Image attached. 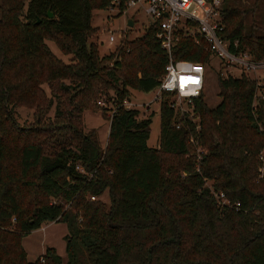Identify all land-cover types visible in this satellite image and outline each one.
I'll use <instances>...</instances> for the list:
<instances>
[{
	"label": "trees",
	"instance_id": "trees-1",
	"mask_svg": "<svg viewBox=\"0 0 264 264\" xmlns=\"http://www.w3.org/2000/svg\"><path fill=\"white\" fill-rule=\"evenodd\" d=\"M109 3L0 0V67L14 62L29 67L39 60L48 65L45 80L70 82L62 88L66 102L54 106L51 128L18 145L17 128L5 110L14 97L10 87L0 86V264H264V99L253 105L254 81L217 72L220 100L209 107L202 95L194 99L190 112L197 124L177 122L172 104L162 99L157 146L148 147L153 112L138 119L137 110L125 109L121 101L128 99V88L154 93L167 54L149 22L140 37L120 39L119 59L99 57L87 41L94 31L91 12ZM219 15L220 37L264 60L261 2L223 0ZM177 35L174 60L204 65L215 60L197 35ZM44 38L62 51L65 44L73 62L57 61ZM110 94L117 101L101 148L94 131H81L80 115ZM39 133L44 138L35 140ZM189 139L205 151L198 160ZM163 156L176 161L163 166ZM31 189L35 200L24 203ZM105 191L107 205L97 199ZM219 193L228 205L216 201ZM45 222L65 225V262L53 248L44 250L42 263L26 260L21 239ZM10 224L14 230H5Z\"/></svg>",
	"mask_w": 264,
	"mask_h": 264
},
{
	"label": "rangeland",
	"instance_id": "rangeland-1",
	"mask_svg": "<svg viewBox=\"0 0 264 264\" xmlns=\"http://www.w3.org/2000/svg\"><path fill=\"white\" fill-rule=\"evenodd\" d=\"M252 0H241L242 3H247ZM264 8V0H259ZM113 16V18H109ZM130 17L133 20L132 28L126 27V20ZM149 20L143 13L133 14V11L128 12L127 15L121 16L117 15L116 12H108L107 10H93L91 12L90 25L94 29L92 34L88 37V42L93 43L96 46L98 56H111V58L116 57V48L120 46V39L130 40L133 38L140 37L144 29L148 26ZM126 27V28H125ZM112 32L114 41L112 44L107 43V37ZM122 31V33H121ZM120 33L119 38L117 34ZM44 45L48 48L51 55L63 65L71 64L72 55L66 52L65 44L63 45V50H60L58 46L49 38L43 39ZM112 61V60H111ZM39 60H35L33 64L29 67L21 66L20 62L4 64L0 67V86L2 89L10 87L12 91L14 101L8 104L5 110L11 113L13 122L15 125V134L18 136L15 144H20L24 140L32 139V134L36 131L48 130L51 125L55 122L53 119L54 106L56 102L65 103L67 100V95L62 92L64 86H68L70 82L67 79L58 80L50 79L45 80L47 71V63L40 64ZM110 64V63H109ZM39 66H43L39 68ZM206 79L202 91V99L209 107H214L219 102V97L217 95L218 89L216 85V75L217 72L222 74L226 69L222 68L221 64L215 60H211L206 64ZM234 75L237 74L233 71ZM231 73V74H233ZM30 77V79H28ZM222 76V75H220ZM109 93H111L109 91ZM108 93V94H109ZM110 94L109 96H111ZM108 95L99 96L94 102L89 104L88 108L83 111L80 115V129L85 134L88 131H94L98 144L101 148L104 147L106 143V138L108 134L110 113L105 110L102 114L97 102L103 103L109 97ZM162 99H166L168 103L172 104L174 112L176 114V121L180 119H191V108L184 104V102L178 100L176 97L170 95L163 97L159 94L157 99H154V93H142L128 88V100L132 106L131 109H135L138 112V119L146 117L150 112H153L151 117V122L148 127L149 138L147 140V146L155 148L157 146V138L159 132V115L158 107ZM107 106V103L105 102ZM68 105H66V108ZM2 108L0 110V118L2 119L3 113ZM193 123L197 124L198 120L194 116L191 119ZM182 123V122H181ZM180 122L176 123L182 125ZM8 124V123H7ZM3 126L7 127L6 124ZM198 130V127L195 129ZM14 135V134H13ZM12 136V135H10ZM15 136V135H14ZM44 138L42 133H39L34 138L35 140H42ZM8 142V141H7ZM190 153L196 155L198 160L200 155L205 151L200 146V144L191 141L189 139ZM14 141L11 144L8 143L9 150L12 152V146H14ZM264 150V145H263ZM162 164L166 166L171 162H175L169 156H163ZM81 169V168H80ZM211 181H206L205 185L212 190L210 185ZM23 195L24 203L27 201L32 202L35 198L32 197V193L37 195L33 189L26 192ZM39 195V194H38ZM40 198V196H38ZM104 204H108L106 191L97 198ZM220 199H216V201ZM49 202H58L49 199ZM221 204V203H220ZM12 223V220H11ZM7 231H13V224H10L5 228ZM67 235L65 225L61 222H45L39 226V228L31 230L29 233L23 235L21 239V246L25 252V257L28 262H34L39 259L42 263L41 256L44 254L46 248H53L56 253L61 257L63 262L66 261L65 255V239Z\"/></svg>",
	"mask_w": 264,
	"mask_h": 264
},
{
	"label": "built area",
	"instance_id": "built-area-1",
	"mask_svg": "<svg viewBox=\"0 0 264 264\" xmlns=\"http://www.w3.org/2000/svg\"><path fill=\"white\" fill-rule=\"evenodd\" d=\"M222 1L110 0L106 9L108 12H116L117 15L121 16L127 15L130 11H133V14L141 12L158 29L156 37L161 49L167 54V63L164 66L158 87L154 91V99H157L161 92H166L192 109L194 99L199 97L203 89L206 79V65L188 60H174L171 56V49L177 40V34L191 37L197 35L205 43V50L216 62L221 64L222 68L226 69L220 75H234L233 71H236L237 74L234 76L242 74L253 80L255 83L253 105L257 100L264 99V60L253 59L247 51L239 49L236 42L231 43L219 35L222 28L219 15ZM109 18H113V16H109ZM112 32L110 31L107 37L108 44H112L114 41ZM119 35L120 33L117 34V38ZM105 100L107 106L103 101H98L97 104L106 108L111 117L117 100L113 95ZM131 104L128 99L121 101V106L125 109H131ZM175 128L177 129L178 125ZM261 156L262 151L259 159H262ZM76 169L82 172L78 166ZM214 198H219L221 205H228L221 193L214 194ZM89 199L94 200V197ZM217 202L219 203V200ZM233 206L234 209H237L239 205L235 203Z\"/></svg>",
	"mask_w": 264,
	"mask_h": 264
},
{
	"label": "water",
	"instance_id": "water-1",
	"mask_svg": "<svg viewBox=\"0 0 264 264\" xmlns=\"http://www.w3.org/2000/svg\"><path fill=\"white\" fill-rule=\"evenodd\" d=\"M51 16H52L51 13H48V17L51 18ZM126 26L128 28H132V26H133V20L131 18H129V19L126 20Z\"/></svg>",
	"mask_w": 264,
	"mask_h": 264
}]
</instances>
